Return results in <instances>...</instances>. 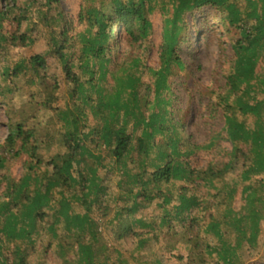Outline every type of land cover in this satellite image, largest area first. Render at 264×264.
<instances>
[{"label": "trees", "instance_id": "1", "mask_svg": "<svg viewBox=\"0 0 264 264\" xmlns=\"http://www.w3.org/2000/svg\"><path fill=\"white\" fill-rule=\"evenodd\" d=\"M82 1L78 19L85 26L70 33L73 27L60 0H0V55L34 41L26 29L20 30L22 22L46 29L47 50L6 66L2 73L24 75L26 84L38 87L36 101L52 110L57 127L51 131L62 148L58 159H48L51 169L38 172L42 159L35 153L51 132L42 131L39 138L35 122L27 126L26 116L8 117V153L15 157L25 152L27 158L18 181L8 180L0 190V264H28L27 249L42 233L49 235L45 248L53 247L63 264H127L118 250H112L114 257L108 253L103 235L108 226L112 239L136 237L140 248L145 235L157 239L164 227L178 240L188 237L192 253L177 254L176 264H243L242 250L256 245L264 218V0ZM34 9L38 20L32 19ZM155 9L162 21L161 40L159 63L151 67L142 55L151 45L149 13ZM205 9L217 13L229 36L231 55L222 90L208 94L213 111L223 117L230 148L196 168L189 156L212 147L215 137L204 144L190 142L183 124L173 118L169 94L170 78L183 68L177 50L187 40L186 17ZM118 26L127 47L119 62ZM48 55L60 62L70 85L63 106H57L56 77L46 72ZM88 113L93 124L87 123ZM238 162V179L227 181ZM3 164L0 156V168ZM112 173L115 193L109 191ZM239 183L245 206L236 210L231 205ZM206 187L211 202L204 196ZM110 201L113 214L101 231L91 213L94 206L107 213ZM154 201L160 209L157 218L135 216ZM80 202L88 208L76 211ZM201 230L213 235L214 244L199 242ZM152 259L161 264L157 256Z\"/></svg>", "mask_w": 264, "mask_h": 264}, {"label": "rangeland", "instance_id": "2", "mask_svg": "<svg viewBox=\"0 0 264 264\" xmlns=\"http://www.w3.org/2000/svg\"><path fill=\"white\" fill-rule=\"evenodd\" d=\"M82 3V0H60L59 8L70 20L73 27L70 33L78 32L85 26V23L78 19ZM31 16L33 20H38L35 9L32 11ZM149 18L152 22L151 45H149V49L143 52L142 56L144 64L156 67L159 63L157 49L161 40L162 21L157 9L149 13ZM31 27L33 31L29 30ZM24 29L27 30L34 41L28 46H11L4 56L3 53L0 55V156L4 158V164L0 168V190L4 188L8 180L17 182L19 177L26 171L23 161L27 158V153L21 152L15 157H10V150L7 149L6 136L9 116L13 120L26 116L27 126L33 125L35 122L37 130L40 129V135L42 131L51 132L49 136L44 138V143L40 144L35 153L37 157L42 159L41 169L38 172L42 173L43 168L50 170L51 165L47 164L48 159H58V154L62 150L57 141L58 135L53 134V131H51L57 127L52 110L39 106L36 101L39 96L38 87L26 84L24 75L6 76L2 73L6 66L11 67L19 60H25V58L27 59L36 54L41 55L47 50L48 37L45 27L40 23H37V26L34 27L31 21L28 20V22H22L20 26V30ZM186 29L188 33L187 40L181 42L177 50L183 62V68L177 69L175 75L170 78L172 92L169 94V98L172 103L173 118L183 124V131L190 142L204 144L209 142L212 136L215 137L212 138L214 141L212 147L200 149L189 156L188 161L191 167L199 168L211 158H220L230 148V142L226 138L224 129H222L223 117L219 111H213V101L208 92L210 90L221 92L224 83L223 76L228 69V58L231 55V50L229 36L225 33L223 25L218 21V15L214 10L205 9L201 13L195 12L192 16L188 15L186 17ZM117 33L115 54L119 62L124 57L127 47L124 45V33L121 26L117 27ZM45 58L46 72L54 74L57 80V91L59 92L57 106H63L67 101L66 92L70 85L64 79L60 62L53 55L45 56ZM148 79V75L144 72L143 80ZM98 91H100L99 87L95 92ZM94 122V119L88 113L87 123L93 124ZM43 137L41 135L39 138L43 139ZM103 153H106L105 149H103ZM240 165V162L235 165L226 177L227 181L238 179ZM115 182L116 174L112 173L109 185L111 193L117 192ZM216 185L220 187L221 183L216 182ZM241 187L242 183H239L231 205L236 210L245 206V199L240 192ZM203 189L205 194L207 187ZM207 190L210 193L215 192L211 185H208ZM207 197L211 202L210 200L213 197L210 195ZM112 204L113 202L110 201L107 213H104L98 206L93 207L91 215L97 220L101 231L104 229L105 222L113 214ZM74 208L76 211H83L88 208V205L85 202H80L75 204ZM211 209L213 210V206H209L207 210ZM159 214L160 209L154 201L135 216L157 218ZM194 214L196 215V211ZM48 221L49 218H46L45 223H48ZM202 223L203 221H200L199 224ZM195 228L196 226L192 230L195 231ZM176 229L179 230L177 226ZM110 231L111 227L108 226L107 230L103 232L109 249L108 253L113 256L114 252L112 250H118L122 254L123 260L126 259L127 264H156L152 261L153 255L160 259L161 264H176L178 262L177 254L189 255L192 253L185 243L188 237L178 240L179 236H176L174 231L167 232L166 227L162 228L157 239H154L150 234L145 235L148 239L143 248L137 246L136 237L129 236L115 241L112 239ZM197 234L198 240L202 244H214L215 239L212 234L203 233L202 230ZM48 238L47 233H42L36 237L33 249L28 247V264H63L61 257L53 247L45 248ZM174 244L176 247L170 250V246ZM10 245L11 243L8 246ZM242 252L243 264H264V218L260 220L256 245L252 247L245 245ZM146 255H148L147 259H145ZM206 257L208 256L206 255ZM116 264L120 263L116 262Z\"/></svg>", "mask_w": 264, "mask_h": 264}]
</instances>
